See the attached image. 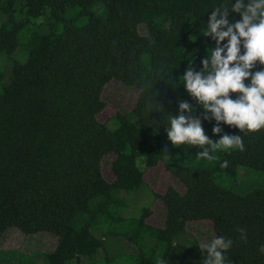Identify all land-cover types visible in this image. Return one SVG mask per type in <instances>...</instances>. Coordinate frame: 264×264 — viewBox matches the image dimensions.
Instances as JSON below:
<instances>
[{"label": "trees", "instance_id": "16d2710c", "mask_svg": "<svg viewBox=\"0 0 264 264\" xmlns=\"http://www.w3.org/2000/svg\"><path fill=\"white\" fill-rule=\"evenodd\" d=\"M233 2L0 0V55L14 54L27 39L26 62L12 66L0 92V238L11 228L55 236L44 264H203L200 245L176 243L174 236L186 223L207 220L214 238L233 241L225 252L231 264H264L258 251L264 244V129L245 135L221 122V134L214 135L216 121L203 120L181 78L190 64L198 71L215 47L203 36L212 10ZM46 11L49 27L40 35L31 22ZM80 17L86 18L82 25L76 23ZM239 19L229 12V20ZM23 66L28 72L21 77ZM262 67L257 61L251 71ZM114 81L138 97L110 118L109 127L98 116L105 108L102 94ZM181 101L201 117L206 136L241 135L245 151L218 150L216 159L207 160L197 157L199 146L172 145L166 129ZM141 155L145 168L161 167L181 184L180 191L167 186L155 194L166 212L163 227L147 224L148 210L124 215L128 204L120 192H137L144 184L136 165ZM107 160L109 176L103 172ZM240 168L260 172L262 185L243 183L247 189L239 191ZM238 228L247 230L246 242ZM107 235L132 246L144 236L149 255L114 253L104 243Z\"/></svg>", "mask_w": 264, "mask_h": 264}, {"label": "clouds", "instance_id": "9594fccd", "mask_svg": "<svg viewBox=\"0 0 264 264\" xmlns=\"http://www.w3.org/2000/svg\"><path fill=\"white\" fill-rule=\"evenodd\" d=\"M229 12L239 14L240 19L229 20ZM203 36L211 37L215 47L201 60L198 71L190 64L181 77L185 90L203 109V120L216 121L212 127L214 135L221 134V122L235 126L245 135L264 129V67L251 71L257 61L264 65V0L221 3L212 10ZM225 40L227 42L222 44ZM230 93L240 95L233 99ZM178 108L175 116H169L166 129L172 145L199 146L202 150L197 157L207 160L216 159L213 153L218 150L245 151L243 136L223 134L213 141L205 135L201 117L192 115V105L181 101ZM143 160L141 155L136 165L143 168ZM228 166L227 160L221 163V167ZM237 231L239 238L246 242L247 230L238 228ZM232 244L233 241L224 236L201 244V252L206 253L203 264H231L225 252ZM258 251L264 254V244ZM157 264H167V261L159 259Z\"/></svg>", "mask_w": 264, "mask_h": 264}, {"label": "rangeland", "instance_id": "374dc122", "mask_svg": "<svg viewBox=\"0 0 264 264\" xmlns=\"http://www.w3.org/2000/svg\"><path fill=\"white\" fill-rule=\"evenodd\" d=\"M47 14L48 11L31 22L34 26L39 25V30H37L40 35H43L49 27V18ZM85 20V17L76 18V23L82 25L85 23ZM142 28L143 25L138 28L140 34H142ZM26 43L27 39L24 37L14 54L10 56L0 55V80L2 81V83H0V92L2 87L7 84V80H4V77L8 76L12 66L14 65V68L16 65L21 66L26 62ZM44 52L45 50L42 47L37 51L35 58L38 60L41 59ZM21 68L22 70L18 71L17 74L22 77L27 74L28 68L24 66ZM137 97L138 92L135 89L125 87L116 81L110 83L102 94L105 108L98 116V120L102 123L106 122L109 127H113V120L110 118L118 113L128 111L135 104ZM256 167L259 168L260 165H256ZM140 169L144 172V184L141 189L137 192H120L119 194L123 198H126L128 204V208L124 215L126 217H139L142 214V210H148L149 216L146 219L147 224L156 228L163 227L166 212L160 200L155 197V194L164 193L167 186H173L180 191L181 184L161 167H156L154 169L143 167ZM103 172L104 175L109 176V160L103 163ZM250 172L252 171L246 168H240L238 170V182L242 183L243 188L239 191L244 192L247 189L244 187L243 183H248L249 188L262 185V175L260 172ZM178 228H180V225H177L174 230ZM213 238L214 232L211 222L203 220L186 223L184 231L178 232L174 236V242L187 246L193 243L201 245L209 242ZM103 240L106 247H109L114 253L123 251V257L133 256L134 253H137V250L140 254L147 257L150 252L149 246L145 243L144 236H140L135 240L136 246L129 245L120 237L116 238L111 235L105 236ZM56 245L57 238L51 234L39 233L24 235L15 228L8 229L0 238V264H44V254L50 256Z\"/></svg>", "mask_w": 264, "mask_h": 264}]
</instances>
